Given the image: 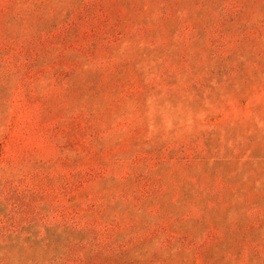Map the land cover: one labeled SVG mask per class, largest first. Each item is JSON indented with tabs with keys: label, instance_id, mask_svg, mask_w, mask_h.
Returning a JSON list of instances; mask_svg holds the SVG:
<instances>
[{
	"label": "rangeland",
	"instance_id": "obj_1",
	"mask_svg": "<svg viewBox=\"0 0 264 264\" xmlns=\"http://www.w3.org/2000/svg\"><path fill=\"white\" fill-rule=\"evenodd\" d=\"M0 264H264V0H0Z\"/></svg>",
	"mask_w": 264,
	"mask_h": 264
}]
</instances>
